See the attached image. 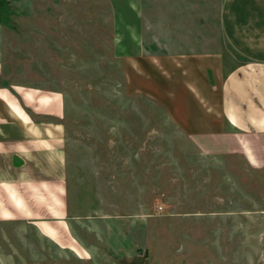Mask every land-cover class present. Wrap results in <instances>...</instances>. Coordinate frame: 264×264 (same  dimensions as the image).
Wrapping results in <instances>:
<instances>
[{
  "label": "rangeland",
  "instance_id": "1",
  "mask_svg": "<svg viewBox=\"0 0 264 264\" xmlns=\"http://www.w3.org/2000/svg\"><path fill=\"white\" fill-rule=\"evenodd\" d=\"M113 34L109 0H0V78L64 94L87 246L4 233L0 264H264V168L203 150L182 125L188 105L175 111L173 90L122 59Z\"/></svg>",
  "mask_w": 264,
  "mask_h": 264
},
{
  "label": "crops",
  "instance_id": "2",
  "mask_svg": "<svg viewBox=\"0 0 264 264\" xmlns=\"http://www.w3.org/2000/svg\"><path fill=\"white\" fill-rule=\"evenodd\" d=\"M109 1L115 51L182 98L201 148L264 168V0ZM65 110L58 88L0 78V238L80 253Z\"/></svg>",
  "mask_w": 264,
  "mask_h": 264
}]
</instances>
